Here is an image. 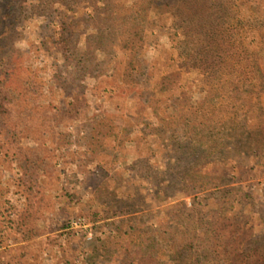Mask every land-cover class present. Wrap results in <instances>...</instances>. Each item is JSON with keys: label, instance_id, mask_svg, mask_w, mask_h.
I'll list each match as a JSON object with an SVG mask.
<instances>
[{"label": "rangeland", "instance_id": "1", "mask_svg": "<svg viewBox=\"0 0 264 264\" xmlns=\"http://www.w3.org/2000/svg\"><path fill=\"white\" fill-rule=\"evenodd\" d=\"M104 4L0 0V84L19 125L17 140L0 128V264H127L137 239L116 238L120 221L133 220L127 233L137 217L146 229L165 222L175 201L192 208L191 197H171L192 169L182 125L200 103L216 124L209 142L224 145L205 164L250 169L247 182L225 179L247 197L229 212L250 222L237 245L264 249V95L210 90L189 63L214 31L263 26L264 0H163L145 14L115 0L118 21ZM126 29L142 39L134 65L121 48ZM172 72L182 89L161 95ZM161 184L169 190L158 198Z\"/></svg>", "mask_w": 264, "mask_h": 264}, {"label": "trees", "instance_id": "2", "mask_svg": "<svg viewBox=\"0 0 264 264\" xmlns=\"http://www.w3.org/2000/svg\"><path fill=\"white\" fill-rule=\"evenodd\" d=\"M138 13H147L152 7L160 5L163 0H134ZM138 1V2H137ZM106 14L112 19L116 18L115 0H104ZM137 3V4H136ZM135 10V9H134ZM212 8L205 11L209 17ZM9 15H6V18ZM211 16V15H210ZM9 18V17H8ZM118 18L114 21H118ZM111 20V19H109ZM113 28V27H112ZM107 38L113 37L112 31ZM250 33V44H247ZM199 33H196V37ZM214 38L208 45V51L198 60L192 58L190 65L199 70L203 80L210 90L227 92L238 96L245 94L250 88V94L261 97L264 95V25L260 28L246 29L240 20L218 29L213 33ZM138 34L131 29H126L121 48L124 52L131 53V65L136 63L137 55L143 50L142 39L137 40ZM188 37V35H185ZM254 75L249 78V75ZM181 73L172 72L163 77L158 83L161 95H167L182 89ZM240 100L237 98V101ZM13 99L0 84V128L17 140L19 125L13 123ZM215 107L217 105H214ZM214 107V108H215ZM261 114L258 117L262 123L258 126L264 133V108L258 103ZM196 116L185 120L182 128L187 146L191 171L184 174V187L175 189L176 194L171 197L173 201L191 197L192 208L184 202H177L166 209L165 222L146 229L142 217L134 218L138 225L124 233V224L131 219L120 221L115 232L116 238L125 240L126 237L137 239L135 249L128 250L125 262L127 264H264V249L257 248L246 252L237 245V242L246 235L250 226L248 217L229 213L232 209L246 208V195L241 187H227L226 177L238 183L247 182L250 169L241 165H231L227 162H207L223 148L218 142L211 145L209 136L216 130L213 117L204 103L194 107ZM207 115V116H206ZM199 119H202L198 121ZM14 120V121H13ZM180 126V125H177ZM247 126V124H245ZM178 128L172 132L171 140L176 136ZM210 134V135H209ZM212 140V139H210ZM212 144L214 140L211 141ZM187 153V154H188ZM203 165V166H202ZM210 166L214 172L209 171ZM220 170V171H219ZM234 172V173H233ZM234 174V175H233ZM169 187L161 184L157 189V197L167 194ZM242 193V194H241ZM163 213V212H160ZM145 228V229H144ZM156 228V229H155ZM167 236L168 239L166 241ZM165 244L166 242H168ZM164 242V244H163ZM166 259V260H164ZM132 261V262H129Z\"/></svg>", "mask_w": 264, "mask_h": 264}]
</instances>
